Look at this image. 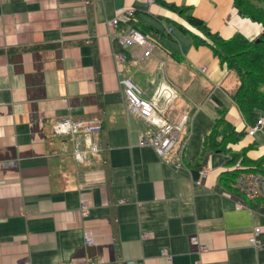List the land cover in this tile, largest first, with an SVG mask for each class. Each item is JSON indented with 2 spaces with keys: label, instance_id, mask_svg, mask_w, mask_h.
Instances as JSON below:
<instances>
[{
  "label": "crops",
  "instance_id": "crops-1",
  "mask_svg": "<svg viewBox=\"0 0 264 264\" xmlns=\"http://www.w3.org/2000/svg\"><path fill=\"white\" fill-rule=\"evenodd\" d=\"M158 1L189 8L223 39L264 35L260 24L237 14L233 0H0V264H264V200L232 189V167L254 168L264 156V128L246 134L249 124L231 100L236 77L179 32L174 24L201 36ZM119 9L164 33L153 36L150 57L137 61L139 49L130 48L117 66L108 22ZM120 79L141 98L157 97L167 122L191 116L186 141L185 126L168 156L140 145L143 124L127 117ZM223 110L226 124L245 136L201 156ZM68 117L100 124L103 151L82 164L69 139L52 130ZM81 196L90 204L85 218ZM84 229L94 235L91 246Z\"/></svg>",
  "mask_w": 264,
  "mask_h": 264
},
{
  "label": "built area",
  "instance_id": "built-area-1",
  "mask_svg": "<svg viewBox=\"0 0 264 264\" xmlns=\"http://www.w3.org/2000/svg\"><path fill=\"white\" fill-rule=\"evenodd\" d=\"M142 1L148 5L156 2V0ZM133 14L134 11L132 9H119L115 12L114 18L108 22L109 39L120 49L119 51L113 50V57L117 66H121L126 61V50L134 47L138 48L139 54L136 58L138 61L139 59L150 57L157 46L153 36L144 34L132 26ZM122 24L127 25L126 32L122 35H116L117 29ZM166 32L170 34L172 29L167 28ZM159 71L162 73L163 68H160ZM201 72L204 73L205 69L201 68ZM117 74L118 76L121 75V69H117ZM119 83L122 87L127 117H137L143 124L140 145L151 147L159 158L168 156L175 145L178 133L182 130L188 118L183 117L177 124L167 122L162 116L165 106H158L157 97L150 100L141 98L139 96L141 94L140 91L128 79H120ZM263 128L264 121L262 118H258L255 124L247 126L246 134L249 137H253L255 133L263 130ZM52 130L56 136L69 139L72 145V154L78 164H82L89 154H96L101 151L97 137V133L100 130L98 122L86 124L73 121L68 117L56 121ZM78 137L80 138L78 139ZM181 166L180 163H177L173 166V169L178 170ZM232 170L237 173L232 189L249 201L264 200V172L247 171L240 163H236ZM80 198L79 213L82 218H85L89 214L90 204L88 198L82 196ZM239 207L243 208L244 205L239 204ZM259 232V228L254 229L253 236L249 240L253 247L259 245L257 240ZM83 240L86 246L94 244V235L90 230H83ZM191 242L198 245L196 237H193ZM200 249L203 250V247H200ZM166 259L170 260V257ZM197 264H200V262L198 261Z\"/></svg>",
  "mask_w": 264,
  "mask_h": 264
},
{
  "label": "trees",
  "instance_id": "trees-1",
  "mask_svg": "<svg viewBox=\"0 0 264 264\" xmlns=\"http://www.w3.org/2000/svg\"><path fill=\"white\" fill-rule=\"evenodd\" d=\"M158 3L165 9L182 17L188 25L200 33L201 36L195 35L187 29L177 26L179 32L191 37L193 45L198 48L205 46L210 49L212 55L217 58L220 66L226 67L227 71L237 79V88L231 94V100L238 108L245 122L253 125L259 118V113L264 112V35L249 41L240 34H234L229 39H223L218 34L212 33L210 29L199 19L195 18L190 9L187 7H177L173 4H167L163 1ZM233 7L241 18L249 19L260 24L264 29V0H233ZM133 22L145 34L149 36H158L164 33L155 30L143 21L138 13L134 12ZM113 49L119 51V47L113 43ZM178 61H181L180 57ZM225 111H219V119L214 122L210 132L206 135L202 147L201 156L210 152H224L228 144L238 142L245 134L244 132L236 133L226 124ZM191 116L183 127H187L183 141L189 134ZM100 141V139H99ZM101 151L102 148H101ZM243 163V160H242ZM256 167L247 169L251 172H257L259 166L264 163V156L259 159ZM181 164V163H180ZM200 165L198 164V168ZM222 177L219 182L229 181ZM113 238L115 247H118L116 223L113 222Z\"/></svg>",
  "mask_w": 264,
  "mask_h": 264
}]
</instances>
